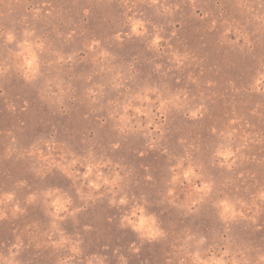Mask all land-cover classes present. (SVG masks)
I'll use <instances>...</instances> for the list:
<instances>
[{
	"label": "rangeland",
	"instance_id": "1",
	"mask_svg": "<svg viewBox=\"0 0 264 264\" xmlns=\"http://www.w3.org/2000/svg\"><path fill=\"white\" fill-rule=\"evenodd\" d=\"M264 264V0H0V264Z\"/></svg>",
	"mask_w": 264,
	"mask_h": 264
},
{
	"label": "clouds",
	"instance_id": "2",
	"mask_svg": "<svg viewBox=\"0 0 264 264\" xmlns=\"http://www.w3.org/2000/svg\"><path fill=\"white\" fill-rule=\"evenodd\" d=\"M217 264H218V262H217Z\"/></svg>",
	"mask_w": 264,
	"mask_h": 264
}]
</instances>
